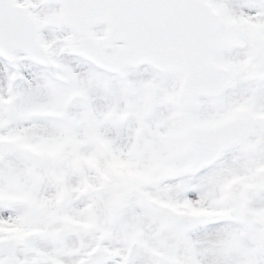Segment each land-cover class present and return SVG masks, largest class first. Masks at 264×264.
<instances>
[{
	"label": "snow or ice",
	"instance_id": "obj_1",
	"mask_svg": "<svg viewBox=\"0 0 264 264\" xmlns=\"http://www.w3.org/2000/svg\"><path fill=\"white\" fill-rule=\"evenodd\" d=\"M0 264H264V0H0Z\"/></svg>",
	"mask_w": 264,
	"mask_h": 264
}]
</instances>
